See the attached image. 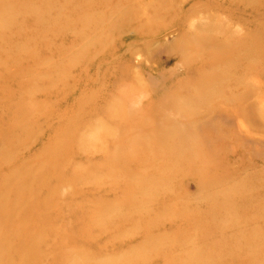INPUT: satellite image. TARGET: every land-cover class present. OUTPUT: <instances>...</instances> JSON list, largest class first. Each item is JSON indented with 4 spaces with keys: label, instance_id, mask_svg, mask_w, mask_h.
I'll return each instance as SVG.
<instances>
[{
    "label": "rangeland",
    "instance_id": "374dc122",
    "mask_svg": "<svg viewBox=\"0 0 264 264\" xmlns=\"http://www.w3.org/2000/svg\"><path fill=\"white\" fill-rule=\"evenodd\" d=\"M0 264H264V0H0Z\"/></svg>",
    "mask_w": 264,
    "mask_h": 264
}]
</instances>
